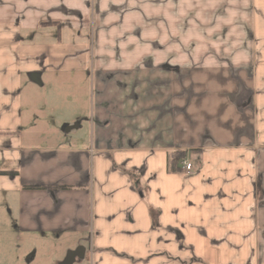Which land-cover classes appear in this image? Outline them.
<instances>
[{
    "label": "crops",
    "instance_id": "crops-1",
    "mask_svg": "<svg viewBox=\"0 0 264 264\" xmlns=\"http://www.w3.org/2000/svg\"><path fill=\"white\" fill-rule=\"evenodd\" d=\"M0 209L49 264H264V0H0Z\"/></svg>",
    "mask_w": 264,
    "mask_h": 264
},
{
    "label": "rangeland",
    "instance_id": "rangeland-1",
    "mask_svg": "<svg viewBox=\"0 0 264 264\" xmlns=\"http://www.w3.org/2000/svg\"><path fill=\"white\" fill-rule=\"evenodd\" d=\"M88 93V103H90V98L93 96V89L90 88ZM91 107L92 105L90 104L88 111ZM79 134L84 135L83 131H80ZM2 211L0 209V212ZM18 237H20L19 241ZM48 244L49 242H44V245ZM41 245V240L34 239L27 241L23 236L12 233L9 226H3L0 228V264H13V259L16 260L15 264H49L54 258L62 256L57 251V247L50 246L51 248L49 250V247L48 249H42L40 247Z\"/></svg>",
    "mask_w": 264,
    "mask_h": 264
},
{
    "label": "water",
    "instance_id": "water-1",
    "mask_svg": "<svg viewBox=\"0 0 264 264\" xmlns=\"http://www.w3.org/2000/svg\"><path fill=\"white\" fill-rule=\"evenodd\" d=\"M80 254V251H74V252H70L69 254H68V257H67V259H66V264H71L73 261H74V259L77 257V258H82V256L81 255H79Z\"/></svg>",
    "mask_w": 264,
    "mask_h": 264
},
{
    "label": "built area",
    "instance_id": "built-area-1",
    "mask_svg": "<svg viewBox=\"0 0 264 264\" xmlns=\"http://www.w3.org/2000/svg\"><path fill=\"white\" fill-rule=\"evenodd\" d=\"M183 169H184L186 172H190L191 169H192V166H191V164H189V163H183Z\"/></svg>",
    "mask_w": 264,
    "mask_h": 264
},
{
    "label": "trees",
    "instance_id": "trees-1",
    "mask_svg": "<svg viewBox=\"0 0 264 264\" xmlns=\"http://www.w3.org/2000/svg\"><path fill=\"white\" fill-rule=\"evenodd\" d=\"M178 158H179V155H178V154H176V155L174 156V158H173V162L175 163V161H177V160H178Z\"/></svg>",
    "mask_w": 264,
    "mask_h": 264
}]
</instances>
